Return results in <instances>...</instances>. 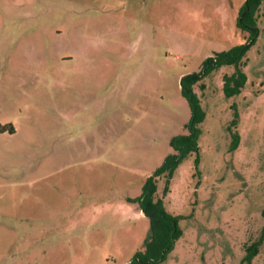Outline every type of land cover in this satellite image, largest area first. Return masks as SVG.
<instances>
[{
  "label": "rangeland",
  "instance_id": "1",
  "mask_svg": "<svg viewBox=\"0 0 264 264\" xmlns=\"http://www.w3.org/2000/svg\"><path fill=\"white\" fill-rule=\"evenodd\" d=\"M244 2L0 0V264H129L151 225L138 199L183 142L153 176L180 230L153 264H240L264 222V2L239 92L232 65L206 72L192 125L180 78L247 43Z\"/></svg>",
  "mask_w": 264,
  "mask_h": 264
},
{
  "label": "trees",
  "instance_id": "2",
  "mask_svg": "<svg viewBox=\"0 0 264 264\" xmlns=\"http://www.w3.org/2000/svg\"><path fill=\"white\" fill-rule=\"evenodd\" d=\"M263 2L264 0H245L244 4L240 7L239 17L236 23L237 26L248 31L249 36L247 43L234 45L226 50L214 52L206 59L202 70L189 72L181 76V92L191 108L192 125L199 123L203 118V110L200 107L199 98L193 86L199 85L201 89L204 88L205 85L203 82H200V80L206 72L220 64L232 65L233 71L229 73L225 72L222 75L224 92L227 95H232L239 92L244 86L246 74L243 70V65L245 64L243 57L247 48L254 43L257 37V16ZM191 135L195 140L197 136L196 128H193V133ZM189 137L190 135H182L179 136L178 139L186 140ZM182 146H184V148H179L178 153L170 154L165 158L163 163L155 169L154 175L166 174V177L171 175L170 173H172L174 167L179 163L181 157L188 151L189 145L187 143L183 142ZM191 147H195V143H193ZM154 175L150 178L149 183L145 185V190L138 199L143 212L151 218L150 229L144 239L143 248L134 254L129 264H153L161 261L173 244V239L180 233L176 217L168 215L161 210H157V205L152 201V194L156 188L154 184ZM261 216L264 218V207L261 210ZM263 241L264 222L257 238L245 244V253L240 258L239 263H250L253 256L260 251L259 249Z\"/></svg>",
  "mask_w": 264,
  "mask_h": 264
}]
</instances>
